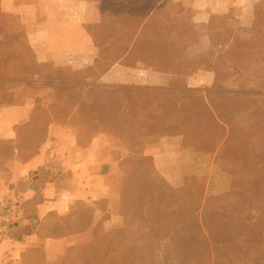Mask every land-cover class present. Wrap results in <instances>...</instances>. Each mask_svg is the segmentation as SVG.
<instances>
[{
	"label": "crops",
	"instance_id": "crops-1",
	"mask_svg": "<svg viewBox=\"0 0 264 264\" xmlns=\"http://www.w3.org/2000/svg\"><path fill=\"white\" fill-rule=\"evenodd\" d=\"M263 1L0 0L13 19H0V158L10 157L0 167V222L9 202L23 206L0 239V264H41L29 256L37 249L47 264L58 260L90 235L55 233L83 225V207L95 224L106 215L107 227L119 225L115 178L130 160L147 158L175 188L189 176L233 172L231 142L256 139L248 136L259 91L229 84L247 70L231 51V14L235 25L253 26ZM103 87L128 92L126 111L113 119L127 130L105 131L103 118L87 116L91 105L77 102ZM40 115L45 134L31 150L24 137ZM37 187L43 200L29 212Z\"/></svg>",
	"mask_w": 264,
	"mask_h": 264
},
{
	"label": "trees",
	"instance_id": "trees-1",
	"mask_svg": "<svg viewBox=\"0 0 264 264\" xmlns=\"http://www.w3.org/2000/svg\"><path fill=\"white\" fill-rule=\"evenodd\" d=\"M263 2L255 16L260 17ZM1 18L13 20L0 12ZM107 89L102 90L111 91ZM151 166L141 180H132L133 172L123 177L119 214L124 224L97 232L75 263L264 264V185L235 186L227 194L208 197L197 187L186 189V181L178 188L170 186ZM47 174L41 170V181ZM36 189V199L27 203L29 212L43 200ZM16 203L20 214L23 206ZM15 223L8 225L7 236Z\"/></svg>",
	"mask_w": 264,
	"mask_h": 264
},
{
	"label": "rangeland",
	"instance_id": "rangeland-1",
	"mask_svg": "<svg viewBox=\"0 0 264 264\" xmlns=\"http://www.w3.org/2000/svg\"><path fill=\"white\" fill-rule=\"evenodd\" d=\"M260 7L262 9V13L260 17L259 15L256 16L255 24L253 26L241 27L235 25L234 20H237L238 14L235 11H233L231 14L233 20L231 34L233 38L235 37L236 39L232 41L231 51L236 56V58L241 59L239 63L244 66V68H246L247 70L239 69V72L244 73L245 76H241V74L235 73V75L231 77L232 81H230L231 83L229 82V84L232 85L234 88H250L259 91V97H257V95H253L255 96V98H257V100L259 99V119L256 121L257 127L253 126L255 131H251L253 133L249 134L250 136H248L255 137L256 139L249 141L231 142V144L233 145L232 154L238 157L237 160H239V162L237 163V165L228 166L229 169L234 170L230 174H213L211 178L209 176L197 175L189 176L186 178L185 181L189 183L186 186V189H191V187H197L198 189H202L208 197L227 194L235 186H241L242 188H259V185H264V2L263 4H261ZM21 47L23 55H30V52L26 43H24V40H22ZM1 55L5 56V52ZM27 59L31 60L30 56ZM23 63L28 64V61L25 60ZM234 63L236 64V62H233V64ZM97 90L100 91H95L96 93L93 92V97L91 100L88 99L85 101L83 97L77 98V101L83 100V102H85V105H91V108L86 110V113H89L87 116L96 117L97 115L103 118L104 126L102 127L105 131L107 130L109 132L115 133V130H119L120 132H122V130H127V125H114L113 119H119V116L122 114V112L126 111L127 97L125 96H127L128 92H118L115 91L117 89L111 88L107 89L111 90L108 93L104 92L102 89ZM95 107L96 109H94ZM40 118H42V124L30 127L29 132L24 137L25 145L29 147L33 146V149L31 148V150H35L37 148V145L41 143L43 135L45 134L44 129L46 126L44 124V115H40ZM1 145L5 148H8L9 150H11L12 148L11 145L8 143H2ZM9 160L10 157H5L2 159L0 158V167L3 166ZM151 167V162L149 160H139V162H136L135 160H130L129 164L125 167L126 171L124 173L121 172L115 178L116 184L119 187L120 191L118 195L116 193V199H118L119 202L117 210L119 212H123V210L121 209V205L123 203V177L127 176V172H130V170H136L133 172L134 177L132 178V180H141V178L144 177L143 175H145L143 174V171L150 170ZM158 175L163 178L159 173ZM228 176H230L231 178L230 187L225 189L223 188V184L225 183L224 178H227ZM132 180L129 181L131 182V184L133 182ZM158 180L161 182L160 179ZM192 190L193 192L196 191L195 189ZM28 207L30 210H33L32 204H28ZM82 212V215L84 217L83 225H80L79 222L76 223V221H73L75 223H73L74 225H72V227H69V230L56 231L55 233L60 235L68 232H84L89 229L90 235H88L87 237L80 238V241L78 240V242L69 247L67 251L60 257L61 260L59 261V264H77L75 262H78V260L75 259V257H78L81 253H83L85 248L92 241L93 236H96L95 234L97 232V234H99L100 232L105 231V229L110 228L106 227L104 224V219L106 218V215H104V218L95 224L96 221L91 220L93 217V212L91 208L83 207ZM123 222L124 219H122L120 225L124 224ZM93 224L95 225L91 229L90 227H92L91 225ZM29 256H31V259L34 260L36 263L47 264V262H45V259H43L44 254L41 249H37L36 252H33Z\"/></svg>",
	"mask_w": 264,
	"mask_h": 264
},
{
	"label": "built area",
	"instance_id": "built-area-1",
	"mask_svg": "<svg viewBox=\"0 0 264 264\" xmlns=\"http://www.w3.org/2000/svg\"><path fill=\"white\" fill-rule=\"evenodd\" d=\"M52 174L56 179H61L64 172L58 165L53 166ZM18 205L16 202H9L4 208L3 219L0 222V239L7 237L8 225L18 216Z\"/></svg>",
	"mask_w": 264,
	"mask_h": 264
}]
</instances>
